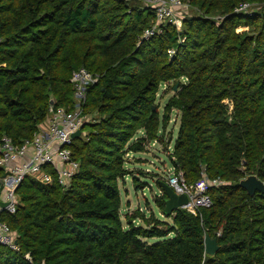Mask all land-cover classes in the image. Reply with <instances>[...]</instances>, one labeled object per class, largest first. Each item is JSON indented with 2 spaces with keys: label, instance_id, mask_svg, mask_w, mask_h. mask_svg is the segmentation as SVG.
<instances>
[{
  "label": "trees",
  "instance_id": "obj_1",
  "mask_svg": "<svg viewBox=\"0 0 264 264\" xmlns=\"http://www.w3.org/2000/svg\"><path fill=\"white\" fill-rule=\"evenodd\" d=\"M182 1L190 10L182 31L166 23L141 40L155 15L138 0H0V141L20 145L51 107L73 109L74 72L101 77L85 107L95 120L71 147L80 173L67 190L24 180L16 213L1 215L20 251L0 246V264H264V194L241 187L251 176L264 182V0ZM245 4L251 13L235 12ZM161 88L174 92L163 116ZM175 112L172 166L188 185L203 172L226 185L209 192L213 207L202 217L166 215L159 180L155 204L172 223L140 212L125 223L128 156L153 143L169 148ZM206 236L218 241L215 256Z\"/></svg>",
  "mask_w": 264,
  "mask_h": 264
},
{
  "label": "built area",
  "instance_id": "obj_2",
  "mask_svg": "<svg viewBox=\"0 0 264 264\" xmlns=\"http://www.w3.org/2000/svg\"><path fill=\"white\" fill-rule=\"evenodd\" d=\"M130 1V0H125ZM153 10L155 22L147 29L141 40H149L163 33V26L170 23L178 31H182L183 22L189 14V5L182 0H138ZM252 6L245 4L236 13H251ZM239 30V29H238ZM237 30V31H238ZM173 58L176 50H170ZM101 77L86 69L73 73L71 83L75 89V105L71 110L51 107L47 121L38 126V130L31 140L20 145L14 144L11 138L3 137L0 141V202L7 204L0 206V246L13 252H19L17 234L2 221L3 213L15 214L19 200L17 191L27 178H33L44 186L52 187L59 184L67 190L73 179L80 173L81 165L73 158L71 147L76 140L74 134L81 132L85 125L94 122V118L85 113L88 89L97 85ZM230 113L233 103L226 101ZM168 185L178 194L188 197V204L184 209L195 217H202V211L213 207V200L209 195L212 189L226 185L221 179H210L205 172L202 179L195 185H188L184 173L172 168L168 175ZM32 262L30 255L26 256Z\"/></svg>",
  "mask_w": 264,
  "mask_h": 264
},
{
  "label": "rangeland",
  "instance_id": "obj_3",
  "mask_svg": "<svg viewBox=\"0 0 264 264\" xmlns=\"http://www.w3.org/2000/svg\"><path fill=\"white\" fill-rule=\"evenodd\" d=\"M214 19L217 21L221 20V18L218 17ZM246 31H248V28L240 27L237 32L242 33ZM173 95L174 92L171 90H167L166 88L160 89L157 101L160 116H163L164 107ZM179 126V112H175L171 116V122L168 128V133H174V140L172 144L171 142L169 143L168 140L169 148L165 149L163 148L164 146L153 143L147 145V147H149V151L147 153L128 156L126 167L130 172H132V175H134L129 176L120 183L124 222L125 218L127 217L126 215L131 217L135 213L140 212L147 215V218H150L151 214L154 213L157 219L170 224L172 223V220H166L163 214H161L159 209L156 207V197L162 195V193L159 191V188L156 186V183L160 180L163 183L168 184L167 178L173 168L169 157L173 152L174 144L178 137ZM88 132L89 129L87 128L85 133ZM140 161L141 163H138ZM134 178L138 179V181L135 182ZM140 183L145 185V187L140 188ZM134 224L137 226H145L142 219H138ZM157 242L158 240L148 241L150 244Z\"/></svg>",
  "mask_w": 264,
  "mask_h": 264
},
{
  "label": "water",
  "instance_id": "obj_4",
  "mask_svg": "<svg viewBox=\"0 0 264 264\" xmlns=\"http://www.w3.org/2000/svg\"><path fill=\"white\" fill-rule=\"evenodd\" d=\"M178 85L175 86V91L178 90ZM82 137V133L79 131L74 134L73 139L79 140ZM170 143V140H169ZM246 163V162H245ZM241 187L244 188L249 195H254L257 192L264 194V182L259 180L256 176H251L244 181L241 182ZM0 189V194L2 191ZM164 191L166 194L165 203V214L171 215L175 211L179 209H184V207L188 204V197L186 195H178L168 184H164ZM0 206L5 208L7 204L0 202ZM218 241L217 239H212L210 236H206L205 238V251L209 256H215L219 251Z\"/></svg>",
  "mask_w": 264,
  "mask_h": 264
}]
</instances>
